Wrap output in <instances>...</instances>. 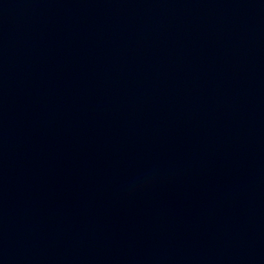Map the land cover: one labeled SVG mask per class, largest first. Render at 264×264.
<instances>
[{"label":"water","instance_id":"1","mask_svg":"<svg viewBox=\"0 0 264 264\" xmlns=\"http://www.w3.org/2000/svg\"><path fill=\"white\" fill-rule=\"evenodd\" d=\"M0 264H264V0H0Z\"/></svg>","mask_w":264,"mask_h":264}]
</instances>
